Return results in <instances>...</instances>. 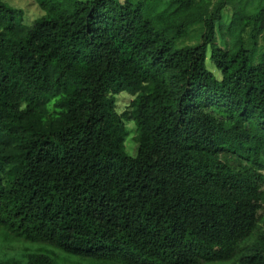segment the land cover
Wrapping results in <instances>:
<instances>
[{"label":"trees","instance_id":"trees-1","mask_svg":"<svg viewBox=\"0 0 264 264\" xmlns=\"http://www.w3.org/2000/svg\"><path fill=\"white\" fill-rule=\"evenodd\" d=\"M35 1L0 0V248H46L0 264H264V0Z\"/></svg>","mask_w":264,"mask_h":264},{"label":"rangeland","instance_id":"rangeland-1","mask_svg":"<svg viewBox=\"0 0 264 264\" xmlns=\"http://www.w3.org/2000/svg\"><path fill=\"white\" fill-rule=\"evenodd\" d=\"M3 2L7 6L15 9L20 13L19 23L26 28H29L36 20L44 16V12L38 6L35 0H3ZM205 65L209 71H212L213 73L218 75L213 65L209 62L208 58L206 59ZM130 100L131 97L127 94H120L119 96H117L116 109L119 114L123 113L127 109ZM126 130L128 134L126 136V140L124 144L125 152L128 156L134 157L137 153V143H135L134 141V138L136 136L134 123L133 122L127 123ZM261 217L264 220V214H262ZM0 236L2 235L0 234ZM45 248L46 245H31L23 242H14V241L8 242L7 240H5L2 243L0 250L5 252L6 254H10L11 256H23L29 252L31 253L37 251L44 252ZM61 259H65V258L61 257ZM58 264H95V263L90 260H82L76 257H70L67 258L66 262L60 261L58 262ZM205 264H231V263L216 262V263H205Z\"/></svg>","mask_w":264,"mask_h":264}]
</instances>
